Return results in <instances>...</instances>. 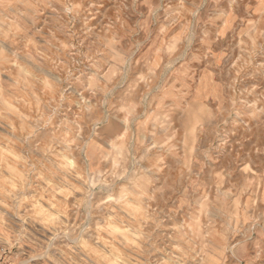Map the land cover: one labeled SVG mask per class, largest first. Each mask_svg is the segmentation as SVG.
I'll return each instance as SVG.
<instances>
[{
	"label": "rangeland",
	"instance_id": "1",
	"mask_svg": "<svg viewBox=\"0 0 264 264\" xmlns=\"http://www.w3.org/2000/svg\"><path fill=\"white\" fill-rule=\"evenodd\" d=\"M0 264H264V0H0Z\"/></svg>",
	"mask_w": 264,
	"mask_h": 264
}]
</instances>
